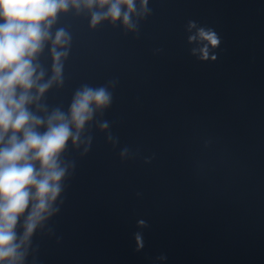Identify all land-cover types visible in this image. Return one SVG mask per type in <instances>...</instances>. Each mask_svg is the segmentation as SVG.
<instances>
[{
	"label": "clouds",
	"instance_id": "clouds-1",
	"mask_svg": "<svg viewBox=\"0 0 264 264\" xmlns=\"http://www.w3.org/2000/svg\"><path fill=\"white\" fill-rule=\"evenodd\" d=\"M135 3L136 0H0V264H22L37 227L58 211L53 202L61 193L66 173L61 154L69 140L73 144L79 140L80 131L93 117V105L99 109L111 102L106 88L84 86L75 93L67 113L55 108L45 119L30 110L29 106L38 102L54 82H62L61 59L66 53L56 48L67 45L70 39L63 29L52 41L51 79L41 83L45 72L34 63L50 39L58 13L67 12L69 6H107L106 11L92 14L93 26L104 19L115 22L122 18L124 25L132 28ZM146 4L147 0H142V6ZM196 41L207 42L200 48L201 59L205 60L209 46L215 48L220 42L215 32L203 28L189 37V42ZM38 108L47 111L43 105ZM22 217L23 233L18 237L16 229ZM136 241L138 249L142 248L139 234Z\"/></svg>",
	"mask_w": 264,
	"mask_h": 264
}]
</instances>
